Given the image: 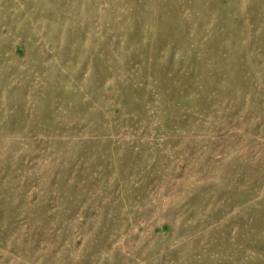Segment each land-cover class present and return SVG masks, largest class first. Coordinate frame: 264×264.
<instances>
[{
  "label": "rangeland",
  "instance_id": "rangeland-1",
  "mask_svg": "<svg viewBox=\"0 0 264 264\" xmlns=\"http://www.w3.org/2000/svg\"><path fill=\"white\" fill-rule=\"evenodd\" d=\"M0 264H264V0H0Z\"/></svg>",
  "mask_w": 264,
  "mask_h": 264
}]
</instances>
